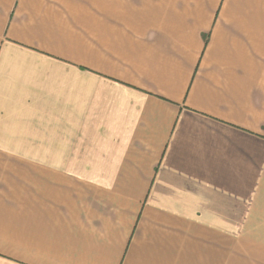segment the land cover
Returning a JSON list of instances; mask_svg holds the SVG:
<instances>
[{"label": "crops", "instance_id": "0c3cea01", "mask_svg": "<svg viewBox=\"0 0 264 264\" xmlns=\"http://www.w3.org/2000/svg\"><path fill=\"white\" fill-rule=\"evenodd\" d=\"M0 264H264V0H0Z\"/></svg>", "mask_w": 264, "mask_h": 264}]
</instances>
